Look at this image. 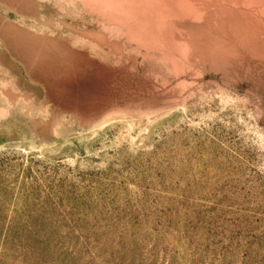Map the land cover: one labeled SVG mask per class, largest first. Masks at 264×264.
Returning a JSON list of instances; mask_svg holds the SVG:
<instances>
[{
    "label": "rangeland",
    "instance_id": "rangeland-1",
    "mask_svg": "<svg viewBox=\"0 0 264 264\" xmlns=\"http://www.w3.org/2000/svg\"><path fill=\"white\" fill-rule=\"evenodd\" d=\"M0 264H264V0H0Z\"/></svg>",
    "mask_w": 264,
    "mask_h": 264
}]
</instances>
